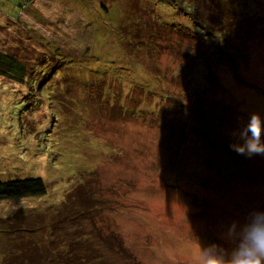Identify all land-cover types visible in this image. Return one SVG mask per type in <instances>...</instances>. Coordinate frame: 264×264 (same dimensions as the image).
I'll use <instances>...</instances> for the list:
<instances>
[{
  "label": "rangeland",
  "instance_id": "374dc122",
  "mask_svg": "<svg viewBox=\"0 0 264 264\" xmlns=\"http://www.w3.org/2000/svg\"><path fill=\"white\" fill-rule=\"evenodd\" d=\"M168 1L0 0V47L18 53V46H24L21 59L32 65L38 57L47 73L64 68L54 54L68 56L79 65L77 75L64 81L48 80L40 87L46 78L36 74L35 90L0 79V181L40 178L46 185L42 196L0 200L1 258L12 246L7 238L16 252L35 243L52 246L49 239L67 244L81 235L78 230L65 234L79 217L83 225H87L86 218L88 226L94 227L79 237L80 244L93 242L92 247L99 250V239L112 246L115 234L133 264H196L199 241L212 235L201 230L202 224H214L264 203V157L236 155L229 150L226 136L237 117L246 118L252 111L264 115V32H251V24L244 22L245 29L239 30L244 45L234 59L223 55L215 63L205 57L211 83L206 75L205 83L201 77L193 89L189 64L181 67L183 58L162 49L172 37L178 40L176 33L159 30L149 36L141 31L133 37L158 41L152 64L169 67L158 87L166 98L143 100L138 92L131 108L137 102L151 107L122 115L126 107L114 113L111 109L93 112L92 105L83 110L74 97L80 85L82 89L98 79L87 73L96 65L105 66L103 81L114 75L111 85L116 91L122 89L118 80H132L133 70L121 67L122 60L114 56L117 52L107 46L119 39V32L128 31L116 29L117 16L128 8L133 15L142 14L151 26L172 28L184 18ZM257 1L264 4V0ZM250 6L241 7L250 14ZM251 11L264 23L261 6ZM230 16L245 20L242 14ZM207 51L199 50L201 54ZM150 58L141 56L140 60ZM147 64L143 62L141 78L151 74ZM41 67L46 73V67ZM80 69L87 74L79 73ZM148 75L143 78L144 88H153ZM196 90L203 95L198 96ZM194 106L201 115L210 114L204 115V124L196 112L191 115ZM12 220L16 226L23 222L37 230L17 229L18 236L10 238L2 226L9 228ZM57 224L63 228H55ZM21 236L24 243L18 244ZM92 247L85 245L88 251ZM112 248L104 261L124 264L119 257H126L116 253L115 245ZM35 260L30 264L42 262Z\"/></svg>",
  "mask_w": 264,
  "mask_h": 264
},
{
  "label": "trees",
  "instance_id": "16d2710c",
  "mask_svg": "<svg viewBox=\"0 0 264 264\" xmlns=\"http://www.w3.org/2000/svg\"><path fill=\"white\" fill-rule=\"evenodd\" d=\"M248 3L251 4L249 8L250 14H246L244 12V10H247V8L243 9L244 7L248 6ZM141 4L144 5L145 2ZM168 4L172 6L174 12H178L184 18L181 21V24L172 28L159 26L156 23L154 24V26H151L148 24L149 20L145 21L142 19V14L133 15L128 8L126 9L127 11L124 10L123 16L121 14H118L117 21L115 23L116 29L118 31H120L121 29L128 31L119 32V39H116L111 43L108 42L107 46L113 52H117L114 56L115 58H119L122 60L120 65L121 67H124L126 65L131 70H133L132 80H118L122 85V89L120 91H116L111 85L112 78L114 77L113 74H110V78L107 81L102 80L105 78V74L103 73L106 71L105 66H99L100 68L98 67L99 71L97 72H92L97 68V65L95 68L88 69L87 73H92L95 76H98V79L90 86H83L82 89L80 85L78 95L74 97L76 98L77 102L81 104V109H90L92 105L93 112H97L101 109H104L106 111H109L111 109L114 113V111H116L117 109L121 110L126 107V109L122 111V115H124L130 110L141 109L142 106H145L146 108L151 107V105L147 102H144V104L143 102H140L139 104L137 102L135 106L133 105L135 109L131 108L133 104L131 102L137 99L138 92H142L143 100H147L151 97H153L152 100H155L157 99V96L162 99L166 98L158 87H160L159 83L161 82V79H163L169 73V67L167 66L164 69H161L159 65L157 66L152 64V56L156 55L157 52V50L153 49V47H156V45H158V41H155L153 38L146 41L138 40L133 37L135 33L138 34L137 32L143 31L145 32V35L152 36L154 35V31L157 32L159 30H162L166 33L170 31L178 35H176L178 40H176V37H172L173 41H169L166 47H163L162 49L168 50V52H172V55H174V57L179 55V57L183 58L181 67L189 64L192 71L190 82L193 89H196V86H198L201 81V77V83H205L203 78L204 76L206 77L207 73L210 71V69L205 68V63L208 61L204 60L205 57H207L210 62L213 61L216 63V60H219V62H221V57L223 55H227L229 59H231L230 57L234 59L235 55H237L238 52L240 54V52L242 51V46L244 45V39L241 40L238 35L240 33V29H245L243 28L244 22H247V26L249 27V24L253 26L251 32H264V23H262V20L258 18L256 14L253 13V11H251V8H253L254 6H261L264 9V4L257 0H169ZM153 12L154 10L150 13L152 14ZM234 14H242L245 20H241L236 16H230ZM24 27L26 28V30H31V28H28L25 25ZM158 33H160L161 35V32ZM108 40L110 41V39ZM150 44H152V46ZM20 47L21 49H18V53H10L9 51L4 50L3 47H0V79L12 84H16V86H26L29 89L33 88L35 90V79L37 80L38 78V75L36 76V74H41L46 78V80H43L41 82V85L39 84V87L45 85L48 80L56 81V79H60L61 81H64L66 77L77 75L76 70L79 69L77 60H72L68 56L65 57L60 56L59 54H54V58L57 59V61H60V64H63L64 68H57L55 70L53 69L47 73L48 68L40 61L38 57L37 60L34 59L32 61V65L27 64L29 62H27L25 59H21V55L23 56L22 53H24L22 50L24 46H18V48ZM115 47L117 50L115 49ZM119 47L128 51L125 52L124 50L119 49ZM202 48L203 50L208 51L205 54H201L199 50ZM141 56H151V60H140ZM127 61L130 62L129 65L126 63ZM143 62L148 63L147 65L150 67L151 74H144V76L141 78L140 72L142 69L141 67H143ZM79 63H81V61ZM41 66H44V68L46 67V73ZM84 68L86 69V67ZM65 69H67V71H65ZM80 70L81 71H79V73L84 72L85 74H87L86 70ZM146 75L149 76L148 80L152 83V85H154L153 88H144L146 84H144L143 80L145 81V79L143 78ZM207 80L211 83V73L207 75ZM147 88L151 90H148ZM196 91L198 96L203 95L200 94L198 90ZM78 96L80 97L78 98ZM76 100L74 99V101ZM66 104L69 107V103ZM193 114H195V116L200 119L201 124H204V120L202 119L206 120V116L210 117L209 113H203L201 115L200 109L196 106H194V110L191 115ZM98 115H100V113ZM222 122L224 123V120H222ZM45 193L46 185L40 178L0 181V200H20L42 196ZM80 214L82 213L80 212ZM80 221L81 219H79V217L73 219L71 221V225L68 227L69 232L65 234L69 236L70 233L73 234L74 232H76V230H78V233L81 234L79 237L81 238L83 234L91 233L90 231H93L94 227L88 226L89 221L86 218L84 219V221L87 225H83L84 222ZM14 223H16V220H12V222L8 224L10 226L9 228H6L7 225L2 226L5 227L3 228L4 232L8 231L7 233H10V238L11 236H18L17 229L22 232H26L27 230H37L34 228L35 226L30 229L32 224H30V226H26L23 225L22 222V226H16ZM80 223L82 225H80ZM54 227L61 228L62 225L57 224ZM89 228L92 230H90ZM77 236H73L72 240H69L67 244L63 245L60 243L62 239L55 241L49 239V243L52 244V246L50 245L49 247L39 246V244L37 246L36 243L34 244V247H19L17 248V250H25L20 252H16V248H12L14 243L12 240L7 238V242L12 246H9L2 258L0 256V264H30V261L35 259H42L41 264H112L110 260L104 261V257L105 254H109V252L114 249L112 248L113 245H115V249H117L116 253L119 254V256L126 257V259L119 257L120 259H122V263L133 264L131 260L127 259V257L130 258V254L124 247L121 246L120 242L118 241L117 235L114 234L115 242L112 246L110 244H108L109 246H106V242H104L103 244V240L99 239V241L102 242V247L99 250L92 247L93 242H83L82 244H80L82 241ZM42 237L44 238V236ZM19 238V241L17 240L18 244H23V237L21 236ZM2 242L3 241H1L0 243ZM57 243L60 244L61 248L56 247V249H53V246L57 245ZM85 245H88V247H92L93 249L91 251H88L87 249H85ZM35 247L36 250L34 252H31L32 249H35ZM80 252L82 254H80ZM34 253H36L35 256H33Z\"/></svg>",
  "mask_w": 264,
  "mask_h": 264
},
{
  "label": "clouds",
  "instance_id": "9594fccd",
  "mask_svg": "<svg viewBox=\"0 0 264 264\" xmlns=\"http://www.w3.org/2000/svg\"><path fill=\"white\" fill-rule=\"evenodd\" d=\"M228 148L246 159L264 157V115L252 111L226 132ZM196 264H264V203L214 224H202Z\"/></svg>",
  "mask_w": 264,
  "mask_h": 264
}]
</instances>
